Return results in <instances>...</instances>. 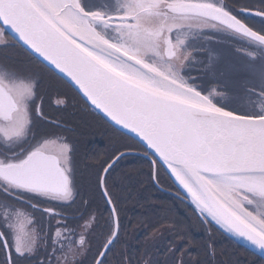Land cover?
Listing matches in <instances>:
<instances>
[{
	"label": "snow or ice",
	"instance_id": "6c2138e0",
	"mask_svg": "<svg viewBox=\"0 0 264 264\" xmlns=\"http://www.w3.org/2000/svg\"><path fill=\"white\" fill-rule=\"evenodd\" d=\"M192 5L243 22L217 0H125L113 11L84 0H0V49L19 46L24 54L0 61V264H112L131 227L124 204L134 177L124 162L140 160L148 182L159 186L163 168L189 202L210 256L218 231L264 253V105L250 114L224 110L211 97L227 95L216 91L225 86L205 95L189 83L191 54L183 55L176 34L201 13ZM239 12L264 18V4ZM162 32L169 43L156 49L151 38ZM238 72L264 79V64H242ZM45 85L61 96L75 93L104 134L120 138L93 151L84 170L77 143L43 111ZM38 122L47 130L37 133ZM160 227L152 241L163 236ZM176 240L182 243L173 247ZM193 243L177 235L165 247L170 258L144 264H185L176 252ZM125 256L116 264H135Z\"/></svg>",
	"mask_w": 264,
	"mask_h": 264
},
{
	"label": "rangeland",
	"instance_id": "374dc122",
	"mask_svg": "<svg viewBox=\"0 0 264 264\" xmlns=\"http://www.w3.org/2000/svg\"><path fill=\"white\" fill-rule=\"evenodd\" d=\"M95 1H97V0H95ZM101 1L94 4L95 8L104 7L106 9L112 10L113 6L117 2H119V0H112L113 4L107 5L106 2L110 3L111 0H106V1H102V2ZM240 1H242L241 6H243V7L255 8V9L260 7V4H258L256 0H240ZM259 2L261 4H264V0H259ZM217 3H220V1H217ZM236 12L238 13V11H236ZM184 23L187 24L188 26L196 27V28H201V27L204 28V27H206V25L211 26V24H209L205 21H200V20H195V21L185 20ZM256 30L264 33L263 29H257L256 28ZM246 45H247V43L245 41H243L242 39H239L237 37H234V36H231V35H228L225 33H221L219 41L212 45L216 51V55L214 57L210 58L211 69H209L210 74H212L215 77V79L217 80L219 85L225 86V87H223V89L227 90L230 93V98L228 99L230 108H228V109L237 111L241 114H250L249 107L246 105H243V106H241V105L245 104L247 102L246 98L249 99V102H251L253 100L254 95L256 93H258L256 91L258 90V88L261 86V83H262V79L257 77V76H254V75L250 76L248 74L238 72V69L242 64L251 63V64H254L257 66L261 65L260 61H255L252 59H262V58L258 57V56L254 57V58L249 57L248 56L249 53L246 50L247 49ZM13 55L16 56L18 54L16 52H14ZM263 85H264V83H263ZM225 97H226V95H225ZM48 101H50V103L53 105H55V103H57V105L61 104V103H58V101H60V100H58V99L54 100L53 97H50L48 99ZM256 103H257L258 108L260 109V107L262 105H264V97L262 96V98L259 101H257ZM237 106H241V107L239 108ZM61 123L63 124V122H61ZM67 128L69 130L79 131L83 134H87V135L89 134V136H87V141L85 144L86 147L83 146L79 150L76 162L78 164V167H80V163L85 162L86 157H88L89 161H91V163H92L91 153L93 151H95L97 149V147H96V144L93 146L92 145L89 146V145H90V143H92V141H94L95 139L100 137L101 129L99 130V132H97L96 128H94L93 122H87L85 124L86 130L83 128L82 124H80L79 122L77 124L71 123V125L67 126ZM104 131H103V133H104ZM60 135L67 137L70 142H75V139L73 138L74 136H71L73 138L71 140L67 136L68 135L67 132H63L61 130ZM115 137H118V136H113V137L109 136L103 142V146L100 147V150L96 151V152L106 151V148L108 146L110 148L113 143L118 141V139ZM110 140H111V143H110ZM87 153H88V156H86ZM125 162H127V161H125ZM162 178H163L162 183L165 186H167L169 189H171L167 180L164 179L163 176H162ZM132 184H134V186H136L135 182H132ZM129 189L125 193V197H126V201H128L130 206L133 207L134 209L132 211L133 213L131 216L132 223L130 221L126 220V223H129L131 225V227L126 230L125 235L122 237V240L126 243V246L129 247L131 250L137 249L136 252H138V251L140 252V245L138 247V243L145 242L146 246H144L143 250L146 249V250H148V254L149 253L153 254L152 250H154V248L150 246V243L152 241L151 240V233L152 232L150 230L151 225H149L147 221H143L144 219L141 216V214L139 213L140 209H139V204L137 203V201L138 200L140 201L139 196H142V195H144V199L149 201V202L154 197L149 192L147 194L143 193L144 191L142 188H139V191L137 193L135 192L134 188H133V190H129ZM145 191H146V189H145ZM137 195H138V200L136 198ZM136 204H137V206L134 207ZM146 205H147V203H146ZM154 206H155V214L152 218H149L147 220H152L155 222L158 221L157 224L160 223V225H163V227L164 226L171 227L170 225L173 224L172 219H171L172 217L173 218H176L178 216L184 217L183 208L181 207V205H180V211H179L172 204L171 201L169 202L165 197H163L161 195H157ZM157 206H159V209L156 208ZM131 207H128L126 205L125 212L132 210ZM173 222L176 223L175 221H173ZM152 226L154 227V224H152ZM166 235H168V234H166V232H163V236L161 237V239H166V241H168V238H165ZM153 242H156V241H153ZM165 247L162 250V252H160L158 254V259L170 258V254L165 252ZM186 249H187V247L184 248V250H186ZM143 250H142V252H145ZM161 253H164V255H161ZM204 254H205V252L201 253L199 258L204 257ZM178 257H179V259L182 258L183 260L186 259L189 261V258L186 257L185 255H178ZM193 257H194V254H193ZM146 259H149V258L146 257L145 260ZM144 261L142 264H144Z\"/></svg>",
	"mask_w": 264,
	"mask_h": 264
},
{
	"label": "water",
	"instance_id": "95a60500",
	"mask_svg": "<svg viewBox=\"0 0 264 264\" xmlns=\"http://www.w3.org/2000/svg\"><path fill=\"white\" fill-rule=\"evenodd\" d=\"M192 7L201 9L202 11L199 15H195L187 20H201V19L205 21L209 20L207 22H211L213 24L223 26L227 28L228 30H231L237 34L243 35L253 41L254 40H264L263 36L252 31L243 22H241L240 20H237L234 16L229 15L227 12H224L219 8H211L210 6H204V5H192ZM250 15H253V14H250ZM150 42L154 46H157V47L165 46V48L169 43L167 34L163 32L160 33L159 35L153 36ZM239 241L242 242V244L264 255V253H262L261 250L256 249L254 246H250L242 240H239Z\"/></svg>",
	"mask_w": 264,
	"mask_h": 264
},
{
	"label": "flooded vegetation",
	"instance_id": "af4514ba",
	"mask_svg": "<svg viewBox=\"0 0 264 264\" xmlns=\"http://www.w3.org/2000/svg\"><path fill=\"white\" fill-rule=\"evenodd\" d=\"M198 40L201 41L200 46H201L202 48H201V47H196L194 50H192V49H189L188 47H187V48L185 47V52H186V54H187V53H190V54L192 55V59L197 58V54L205 52V49H204V48H207L208 50H211V48H212V45H211V44H212L211 39L205 38V36H202V35H201V36L198 37ZM0 51H4V50L0 49ZM212 51H213V50H211V51H209V52H212ZM206 55H207V54H206ZM7 57H8V59H9V62H12V61H13L12 59H14L13 56H9V55H7ZM195 68H196L195 66L189 68V69L187 70V75H189V76H194V72H193V70H194ZM207 76H208V75H207ZM202 79H203V80H201L202 82L206 81L207 79H208L209 81L211 80V78H209V77H203ZM205 91H206L207 93L211 92V87L205 88ZM213 98L215 99L214 96H213ZM44 101H45V99H44V97H43L42 100L40 101V103H41V105H42V108H43V111H44V112H45L50 118H51V117H55V115H54V113H53L54 105L51 104V103H46L47 101H45V103H44ZM38 124H41V125L45 126V124L42 123V122H38ZM122 252H124V251H122ZM119 258H120V256H119ZM2 259H3V254L0 253V260H2ZM109 259H110V257H109Z\"/></svg>",
	"mask_w": 264,
	"mask_h": 264
},
{
	"label": "trees",
	"instance_id": "16d2710c",
	"mask_svg": "<svg viewBox=\"0 0 264 264\" xmlns=\"http://www.w3.org/2000/svg\"><path fill=\"white\" fill-rule=\"evenodd\" d=\"M44 87H46V85L44 86ZM74 108H76V110H80L81 108H80V106H79V104L76 102L75 104H74ZM63 118H64V116H63ZM82 120V119H81ZM80 121V120H79ZM78 123V122H77ZM145 168H147V167H145ZM141 170H144V169H141ZM137 173H139L140 171H136ZM145 173V172H144ZM146 173H147V171H146ZM146 173H145V175H139V178H136L135 177V172H132V173H130L133 177H134V179H133V181L132 182H136V180L137 179H139V180H143L144 181V183L143 184H138L137 182V185H138V189L135 191L136 193L139 191V188H142V189H144L146 186L147 187H149V190H147L146 189V191L145 190H143L144 192L143 193H148V192H150V193H154V191H152L151 190V186H152V183H150V182H148V180H147V175H146ZM134 187V184H131V187H129V188H133ZM153 187V186H152ZM162 196V195H161ZM138 203L139 204H142V203H147L148 204V201L146 200V201H144V200H141V201H138ZM152 203V202H151ZM176 208H177V210H178V207L176 206V205H174ZM146 211L148 212L149 211V209H146ZM149 214H151V212H149ZM204 247H206V245L204 246ZM216 249H217V247H216ZM218 258H217V260H215V259H213L210 255H208L207 253V255H208V259H209V263L208 264H228L227 263V258H226V255H228V252L226 251V255H225V253H224V251H222V249L220 248L219 250H218ZM232 254V253H231ZM231 257L232 256H230V258L229 259H231ZM232 263V262H231ZM238 264H243V262H239Z\"/></svg>",
	"mask_w": 264,
	"mask_h": 264
}]
</instances>
